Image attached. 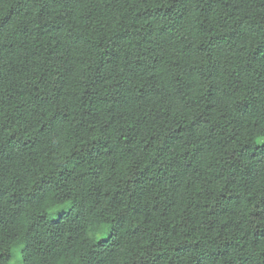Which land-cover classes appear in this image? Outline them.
I'll return each instance as SVG.
<instances>
[{
  "label": "trees",
  "instance_id": "trees-1",
  "mask_svg": "<svg viewBox=\"0 0 264 264\" xmlns=\"http://www.w3.org/2000/svg\"><path fill=\"white\" fill-rule=\"evenodd\" d=\"M264 264V0H0V264Z\"/></svg>",
  "mask_w": 264,
  "mask_h": 264
},
{
  "label": "rangeland",
  "instance_id": "rangeland-1",
  "mask_svg": "<svg viewBox=\"0 0 264 264\" xmlns=\"http://www.w3.org/2000/svg\"><path fill=\"white\" fill-rule=\"evenodd\" d=\"M12 264H22L19 260H18V258L16 257V256H14L13 258H12V262H11Z\"/></svg>",
  "mask_w": 264,
  "mask_h": 264
}]
</instances>
